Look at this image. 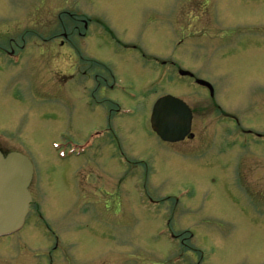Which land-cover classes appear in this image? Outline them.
Wrapping results in <instances>:
<instances>
[{"label":"rangeland","instance_id":"1","mask_svg":"<svg viewBox=\"0 0 264 264\" xmlns=\"http://www.w3.org/2000/svg\"><path fill=\"white\" fill-rule=\"evenodd\" d=\"M0 46L25 47L0 144L34 165L0 264H264V146L233 133L264 132V0H0ZM166 94L194 114L178 143L151 128ZM109 117L121 146L94 133Z\"/></svg>","mask_w":264,"mask_h":264},{"label":"water","instance_id":"2","mask_svg":"<svg viewBox=\"0 0 264 264\" xmlns=\"http://www.w3.org/2000/svg\"><path fill=\"white\" fill-rule=\"evenodd\" d=\"M180 74L193 75L184 70ZM197 83L214 94L209 82L197 79ZM192 118V110L182 99L165 95L153 106L151 127L163 141L177 142L189 135ZM33 175L34 166L28 156L0 150V236L12 234L24 225L32 202L29 188Z\"/></svg>","mask_w":264,"mask_h":264},{"label":"flooded vegetation","instance_id":"3","mask_svg":"<svg viewBox=\"0 0 264 264\" xmlns=\"http://www.w3.org/2000/svg\"><path fill=\"white\" fill-rule=\"evenodd\" d=\"M83 23H84V28L85 29L89 27L88 23L85 20L83 21ZM82 35L85 36L86 35L85 32H83ZM70 49L71 50H76V48L73 47V46ZM24 50H25V47H20L18 50L14 51V50H9V49H7V48H5L3 46H0V60H2V63L0 65V70H3V62H4L3 58L6 60V62H7L6 64H8L9 67L10 66H14V67L15 66H20V64H22V62H23L22 52ZM143 59L149 60V58H145V55H143ZM10 62H13V63H10ZM143 62H144V65H145V61H143ZM149 62L151 63L150 65H152V63H154V65L155 64H158V65L162 64L165 68L168 67L169 69L171 68L170 64H173L171 61H164V60L158 61V59L156 57H151ZM177 69H179V68H177ZM192 79H194V78H192ZM98 86H99V88H101L102 84L98 85ZM116 87H117V82H116V80H113L111 85H110V88L112 89V88H116ZM148 87H150V84L148 85ZM94 89H95V91H97L98 87L94 88ZM14 100L19 101L18 99H14ZM96 100H97L96 104H99V103L103 104L104 103L103 100H99V99H96ZM19 102L21 103V101H19ZM115 113L122 115L124 113V110H123L122 106H119V104H118V107L115 110ZM114 119H117V115H114ZM231 119L233 120V123L237 122L236 116H232ZM110 122H111V120H110V117H109L108 125H106L104 127H98L96 129H94V131L97 133V135L104 136V138H105L104 143H107L110 140L111 142H115V144H117L118 146H121L120 145L119 136L117 135L116 130L112 127ZM0 131L4 132L5 130H0ZM235 132H238L239 135H241V136L245 135V136L251 137L252 140H253L252 142L256 146H258V145L259 146H264V132H260V131H257L255 129L253 130L252 128H245L243 126H240V127L236 128L233 131V133H235ZM190 139H194V137L190 138ZM0 149H1V151H3V153H7L8 152L7 151L8 148H6V146H4L2 144H0ZM119 153L123 155V151L121 149L119 150ZM117 155H118V153L115 152L114 156L116 157ZM122 160H124L126 162H132V163H140V161H143V160L140 159L138 162H135V161L131 160L130 158H126V157H123ZM167 227H169V222L167 223ZM175 238H177V236Z\"/></svg>","mask_w":264,"mask_h":264},{"label":"bare ground","instance_id":"4","mask_svg":"<svg viewBox=\"0 0 264 264\" xmlns=\"http://www.w3.org/2000/svg\"><path fill=\"white\" fill-rule=\"evenodd\" d=\"M191 129H192V127H191ZM191 132V131H190Z\"/></svg>","mask_w":264,"mask_h":264}]
</instances>
